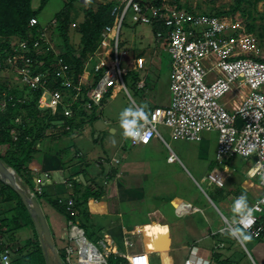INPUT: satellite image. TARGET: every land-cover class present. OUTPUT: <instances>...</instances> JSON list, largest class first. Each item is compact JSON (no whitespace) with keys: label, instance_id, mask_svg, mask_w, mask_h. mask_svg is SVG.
<instances>
[{"label":"built area","instance_id":"2783aa9c","mask_svg":"<svg viewBox=\"0 0 264 264\" xmlns=\"http://www.w3.org/2000/svg\"><path fill=\"white\" fill-rule=\"evenodd\" d=\"M115 1L123 3V8L113 25L102 30L96 50L83 60L79 78L62 58L63 50L53 44L55 20L41 27L33 42L35 54L53 55L47 68L43 61L36 62L31 57L27 41H10L12 53L0 57V75L13 68L19 86H14L5 77L3 81L9 84L7 91L23 92V98L18 99L20 102L26 101L28 93H39L34 100L37 109L50 111L54 118L51 133L59 136V130L72 132L73 128L66 124V120L77 121L80 112L90 114L101 111L106 96L112 99L120 92L128 94L123 79L128 71L125 63L130 61L133 65L134 60L130 59L128 52L121 50L120 32L127 15L131 13L133 23L156 28L157 41L165 45L171 63L169 103L151 110L148 142L134 143L129 139V146H145L155 138L163 141L159 126L169 128L172 138L187 142H201L202 133L215 132L214 162L222 168L215 167L202 180L220 189L225 187L231 174L226 162L235 157L244 161L253 157L255 162L245 175L248 179H258L257 187L261 193L252 203L260 210L254 213L255 223L249 231L252 238L263 241L264 182H261L260 173L256 176L249 173L257 164H264V59L237 51L238 34L231 30L232 17L204 15L184 9L177 5L176 0H162L160 7L153 5L155 0ZM261 12L264 24V0ZM29 25H37L36 20H30ZM1 76H5L4 73ZM137 88L142 89L143 84L138 83ZM12 101L6 91L0 90V112ZM18 122L19 118H16L15 123ZM10 135L13 141L17 140L15 130H11ZM250 145H255V150L249 153ZM167 161L175 162L176 156L171 153ZM35 190L40 192V186H36ZM58 204L64 207L69 219L63 233L67 242L63 264H108L109 243L102 239L93 244L86 239L84 231L75 222L78 213L74 208V199H59ZM177 209L186 213L190 206L180 204ZM224 222L226 227L219 231L220 234L229 231L231 222L227 219ZM222 247L223 244H219L217 248ZM124 259L123 264H149L147 256L140 253H133ZM202 261L209 262L201 260L193 247L183 264ZM0 264H10L8 251L2 254Z\"/></svg>","mask_w":264,"mask_h":264},{"label":"crops","instance_id":"0c3cea01","mask_svg":"<svg viewBox=\"0 0 264 264\" xmlns=\"http://www.w3.org/2000/svg\"><path fill=\"white\" fill-rule=\"evenodd\" d=\"M127 54L134 60L133 65L128 60L125 63L128 78L137 77L136 88L138 83L143 84V88L137 90L149 89L153 94L158 84L157 79L156 85H153L155 70L159 69L155 54L150 55L149 62L146 61L144 51H130ZM166 89L169 93L168 79ZM163 93L159 89L158 95H151L152 98L148 100L144 98L141 103H147L150 110L167 106L169 94L165 96ZM105 106L103 105L104 108ZM88 115L85 124L73 133L58 137L52 142L43 140V151L39 150L41 146L37 144L38 150L27 168L32 184L35 187L40 186V192L54 200L75 198V190L80 196L86 189L91 192H97L99 189L100 194L88 198L85 210H81L77 216H82L92 223L97 221L99 226L101 225L103 235L99 241L105 239L109 243L110 255L107 261L109 258L112 261H116V258L125 261L126 256L140 253L147 256L149 264H183L193 247L201 260L209 261L212 248L219 240L224 244V249L220 250L223 258L228 257L231 239L228 241L224 237L221 238L228 232L226 230L227 232L224 231L220 235L219 231L225 227L214 228L215 216L208 218L204 208L179 193H172L166 188L160 190L154 180L162 173L161 164L169 166L178 160L168 148L162 134L159 132L163 141L155 138L148 145L131 147L127 145V139L120 140L118 137L122 135L119 116L106 113L104 109ZM99 120L103 121L106 129L99 131L95 127ZM202 142L204 141L198 143ZM123 145L127 147L124 148ZM166 148L170 152L164 156ZM203 148L206 152L208 147ZM171 153L176 156L173 163L167 161ZM20 183L27 194L33 192L31 183L29 186H22L24 183L21 179ZM148 185L150 188H156L150 190L146 188ZM239 185L244 193H250L254 198L261 193L255 183L241 180ZM238 190L237 188V192H240ZM233 197L230 192L229 198ZM38 204L45 220L47 216L50 218L54 223L52 224L56 235L61 236L63 245L65 243L64 253L67 242L63 239V233L69 220L67 215L46 202L43 205L39 202ZM180 204L189 205V211L181 213L177 209ZM46 223L48 225L47 220ZM76 223L79 224L78 221ZM164 226H167V232L162 230ZM217 233L219 240L213 237ZM261 246H264V243ZM196 264L207 263L202 261Z\"/></svg>","mask_w":264,"mask_h":264},{"label":"rangeland","instance_id":"374dc122","mask_svg":"<svg viewBox=\"0 0 264 264\" xmlns=\"http://www.w3.org/2000/svg\"><path fill=\"white\" fill-rule=\"evenodd\" d=\"M110 1L113 0H91V4L86 5L85 0H75V2L72 4L73 6L70 9L69 14L73 21L69 26V39L71 45L74 47L75 54H78L80 50L79 26L85 20L83 10L91 7L95 12L99 4H104ZM142 1L152 2V0ZM234 1L235 0H178V3L184 9L194 10L206 15L209 13H214L216 11H228L234 5ZM69 2V0H46L44 7L38 14V24L41 27L50 25V23L55 20V15L64 7V4ZM40 4L41 0H32V8L34 10L37 9ZM250 4V1L244 2L241 7L245 13H237L235 17L231 18V30L235 31V34H238V44L236 46L238 52H244L246 55L264 59V24L261 12L262 2H259L254 7ZM247 12L252 15V19L247 16ZM228 20L230 22V18H228ZM249 26L253 27V32L248 31ZM13 39L17 40L18 38ZM52 40L53 44H55L56 47L63 50V47L59 45L58 35L55 30H52ZM120 42L121 50H124L126 52L131 51L139 53L141 51H144L147 62H149L151 56L155 54L154 58L157 62V65H159V69L155 70L156 75L154 77L155 79H153V85H156L157 79L158 84L156 85L153 94L149 89H144L142 91L137 90L136 83L138 81L129 79L127 74L123 75L128 94H126L125 92H121L118 93V95H116L115 99L113 100H109L107 96L103 100V105H106L105 108L103 107L104 111L106 113L114 114L115 117L119 116V113L123 108L129 105L140 104L142 102L141 100H143L144 98L146 100L152 98L151 95H158L159 89L160 92H164L162 95L166 96L169 94L166 89V84L169 76L171 59L165 49V45L163 43H160V41H157L154 27H152L151 25L133 23L131 21V13H129L121 27ZM3 73L5 76H1ZM3 73L0 75V82H4L3 79L7 77L14 86H19V84L17 85V77L13 75V68ZM158 130L162 134L164 141L169 146L168 148H170L178 158L177 162L172 165L163 166L161 164L162 173L159 177L157 176L154 179L157 181L156 183H158L159 189L161 190V188H166L168 191H172V193H179L200 208H204V210L208 214V218H211L212 215L215 216V229L226 227V224L222 220V216L231 222L233 215L230 211L231 204L234 198H236L235 195L241 194V192H237V188L240 190L239 182L241 180L252 181L255 184H257L258 182L257 178L248 179L245 175L247 169L253 166L255 162L254 158L251 157L249 161H244L240 157H235L231 159V161L226 162V165L228 166L231 174L226 181L225 188L220 190L214 185H209L206 181L202 180L208 175L210 171H212L210 170V165L213 164L215 155L217 138V134L215 132L202 133L204 142L198 143L172 138L171 130L163 126H159ZM118 137H120V140L124 139L122 135H118ZM126 143L127 145L129 144V139H127ZM127 145H123V147L126 148ZM40 146L41 148L39 150L43 151L45 146L44 141L40 143ZM203 147H208L206 152L203 151ZM168 148L164 149V156H166L168 152H170V150L168 151ZM99 162H101V160H99ZM214 167H217L218 169L222 168L221 166H218L216 164ZM9 169L10 171L12 170L11 168ZM21 176V178L28 177L23 173H21ZM23 181L25 182L24 179ZM28 183H31V185H33L31 180H28ZM20 184L21 183H19V185ZM32 188L34 190L36 189L34 185L32 186ZM146 188L154 190L156 187L150 188V186L148 185V187ZM229 191L234 196L233 198H229ZM38 194L39 193L36 192V195ZM145 194L148 195V193L146 192ZM243 194L247 195L250 206L253 202L257 201V199L254 198L250 193L247 194L243 192ZM27 195L32 198L37 197L36 195L34 197L33 192H28ZM40 202L43 205V203L46 201L40 199ZM17 204V201L3 204L4 210L6 212L9 210V213L7 212L8 216H12L13 214L16 215L15 212H17ZM5 211L4 215H6ZM24 220L26 221L27 219ZM46 220L50 227L51 235H55L53 239L56 244V248L58 251H60L59 253H61L62 257L64 258L63 247L65 243L63 245L61 236L56 235V230L53 225L54 223L50 220V218H48V216ZM77 221L79 222V224L77 223L78 226L84 231L86 239L93 244H97V242L102 238L103 235L101 225L99 226L96 220V222L92 223V221L86 220L82 216H77V219L75 218V222ZM16 230L18 232L14 234V239L17 240L16 243H19V245H23V242L26 239L33 236V229H31L30 227L20 228ZM227 233L221 236V238L224 237L225 240L229 241L230 237H228ZM37 237L40 244L42 245V239L39 238L38 235ZM230 239V251L227 252L228 257L233 260L235 264H264V246H261V244L264 243V240L261 241L252 238V240L246 245V247H241L235 239ZM98 247L101 248L100 246ZM49 264H54V261L50 256Z\"/></svg>","mask_w":264,"mask_h":264},{"label":"trees","instance_id":"16d2710c","mask_svg":"<svg viewBox=\"0 0 264 264\" xmlns=\"http://www.w3.org/2000/svg\"><path fill=\"white\" fill-rule=\"evenodd\" d=\"M69 1L70 2L64 4L61 11L55 15V25L52 28H54L53 30H55L58 35L59 45L63 47L62 58H64L66 63L75 71V77L79 78L83 60L87 55H91L96 50L99 45L102 30L107 26L111 27L113 25L123 8V3L113 0L104 4H99L95 12L91 7L83 10L85 20L79 26L80 50L78 54H75L74 47L71 45L69 39V26L73 21L70 17L69 11L75 0ZM246 1H250V5L254 7L263 0H235L234 5L228 11H216L206 15L233 18L237 13L244 12L241 6ZM45 3L46 0H41L40 6L34 10L32 8V0H0V57L3 58L5 54L12 53L9 42L13 41V38H18L19 40L28 42L27 44L30 48L29 54L34 61H43L44 67L46 68L47 66H50L52 62L51 60L53 59L51 53L37 55L33 50V42L38 37V30L41 29L37 17ZM176 3L180 6L178 0H176ZM153 5L155 7H160L163 5V1L155 0ZM247 16L252 19V15L249 14V12H247ZM32 19L36 20L37 25H29L30 20ZM154 30L156 31V28H154ZM248 31L253 32V27L249 26ZM53 76L54 74L51 73V77ZM131 79L136 81L137 77H131ZM8 85L9 84L6 80L0 82V90L6 91L7 97L11 96L13 98V101L8 103L4 111L0 113V160L6 167L11 168L17 174L18 178L22 181L23 179L25 180V182L23 181L24 184H22V186H29L28 180H31V176L27 167L34 159V154L38 150L37 144H40L43 140L52 142L58 137L67 136L73 133L75 129H78L85 124V120L86 118L88 119L89 115L85 112H80L78 114V122L75 121V119L66 120V124H69L73 128V131L64 132L59 130L58 134H60L59 136H56V134L51 133L50 131V126L54 119L51 116L50 111H40L36 107V102L34 100L39 96V93H28V96L25 99L26 101L20 102L18 99H22L24 93L18 90L7 91L9 88ZM16 118H19L18 123H15ZM11 130L17 132V140L15 141H13L12 136L10 135ZM214 166L215 162L213 161V164L210 165V170H212ZM21 173L28 177L21 178ZM32 191L34 196L36 195V192H38L36 190ZM239 191L241 194L243 193L241 188ZM38 193L39 194L36 195L37 197H35L36 201L41 203L40 199H43V201L45 200L46 203L66 215L64 207L58 204V200L51 199L45 193ZM75 193L76 196L73 198L74 208L77 213L80 214L81 210H85L84 207H86L88 198L92 195H99L100 191L98 189L97 192H91L90 189H86L80 196L77 190H75ZM228 194H230V192ZM13 201H17L18 203L16 205L17 212H15L16 215L13 214L14 216H8L9 210L7 213L4 210L3 204L12 203ZM4 211L6 212V215H4ZM0 216V256L5 251H8L11 264H49V256L45 254L42 245L38 240L32 219L20 197L1 179ZM24 219L27 220L25 221ZM25 227L33 229V236L26 239L23 242V245H19V243H16L17 240L14 239V234L18 232L16 229ZM218 236L219 233L215 234L213 237L218 239ZM219 244L223 243L219 240L212 248L209 264H235L230 258H223L220 250L224 249V244L222 248H217ZM60 256L63 260L64 258L61 253ZM107 262L108 264L125 263V261H122L119 258H116V261H112L111 258H109Z\"/></svg>","mask_w":264,"mask_h":264},{"label":"clouds","instance_id":"9594fccd","mask_svg":"<svg viewBox=\"0 0 264 264\" xmlns=\"http://www.w3.org/2000/svg\"><path fill=\"white\" fill-rule=\"evenodd\" d=\"M85 4H91V0H85ZM150 115L151 110L147 103L129 105L123 108L119 113V126L122 130V137L124 139H130L134 143H147L151 135V133L147 131L148 126L151 124V120L149 119ZM254 150L255 145H250L248 152L250 153ZM261 169H264V164H257L249 174L256 176L257 173H260L261 182H264V172H261ZM17 182L20 183V178H17ZM34 199L36 200V198ZM259 210L257 206L249 205L248 197L243 193L234 198L231 204L230 211L233 215L227 234L230 238L235 239L241 247H246L252 240V234L249 230L255 223L254 213ZM162 230L167 232V226H164ZM1 257L2 255L0 256V260Z\"/></svg>","mask_w":264,"mask_h":264},{"label":"water","instance_id":"95a60500","mask_svg":"<svg viewBox=\"0 0 264 264\" xmlns=\"http://www.w3.org/2000/svg\"><path fill=\"white\" fill-rule=\"evenodd\" d=\"M95 127L99 131L106 129V126L101 120L95 123ZM16 178L17 174L12 170L10 171V169L0 160V179L20 197L24 207L32 219L37 235L42 239V248L45 254L49 255L53 259L54 264H63L62 258L52 239L51 232L38 202L34 198L27 195V193L18 184ZM222 218L226 221L225 217L222 216Z\"/></svg>","mask_w":264,"mask_h":264}]
</instances>
